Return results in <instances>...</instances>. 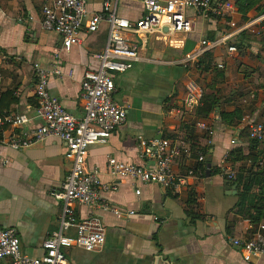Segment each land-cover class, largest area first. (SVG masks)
I'll list each match as a JSON object with an SVG mask.
<instances>
[{
    "label": "crops",
    "instance_id": "0c3cea01",
    "mask_svg": "<svg viewBox=\"0 0 264 264\" xmlns=\"http://www.w3.org/2000/svg\"><path fill=\"white\" fill-rule=\"evenodd\" d=\"M105 1L88 0L89 11L99 12ZM115 11L131 21L144 15L142 0L117 1ZM257 14L249 12L248 19ZM186 16L193 27L188 33L175 35L183 40L180 48L168 46L154 34L142 38L127 35L131 42L137 43L141 60L131 69L117 74L115 79L114 98L126 106V121L107 142L89 147L86 167L97 169L103 183L116 185V189L102 194L109 203L132 210L134 214L117 217L110 211L77 206L80 217L90 214L101 217L107 227V236L104 246L95 251L67 249L72 264H245L242 250L231 239L248 236L252 223L234 211L237 192L233 194V190L225 188L226 184H232L220 173L212 174L211 171L220 168L223 156L235 147H241L247 154L248 143L239 137L240 124L224 125L216 112L206 118L188 117L184 112L187 81L194 77L206 86L211 75L205 77L197 69L187 71L162 62L177 59L193 50L200 39L211 35L216 39L229 28L224 20L198 15L194 9H187ZM233 19L237 22L248 20L239 13ZM40 20L41 0H0V95L14 88L18 100L8 110L25 113L29 118L23 127L6 126L0 132V223L16 229L22 251L32 256L43 253L44 239L58 228L61 205L53 192L65 181L72 162L66 156L65 142L58 138L37 141L21 149L9 147V139L30 133L43 122L33 90L35 65L49 72L51 95L73 115L84 114L81 79L85 70L98 66L96 55L103 51L108 37V24L103 22L96 32L83 30L81 42L65 49L59 35L43 30ZM247 34L251 38L234 54L227 55L224 50L211 53L215 63L225 64L221 94L245 91L240 101L254 108L245 115L262 121L264 42L258 34ZM228 84L234 87L226 92ZM233 104L231 100L223 105L231 110ZM195 120L213 123L210 149L208 138L200 137L198 147L207 148L208 152L191 150L189 157L174 160L173 169L183 173L195 166L197 158L203 155L206 172H209L202 177H188L181 194L155 183L119 179L107 169L110 157L153 167L154 160L143 151L140 140L184 135L191 124L194 126ZM232 139L236 140V145L231 144ZM207 163L211 164L210 170ZM226 164L234 170L238 166V162L226 161ZM191 193L202 217L190 224L186 209ZM0 264H11V261L0 259ZM250 264H264V254L254 256Z\"/></svg>",
    "mask_w": 264,
    "mask_h": 264
},
{
    "label": "built area",
    "instance_id": "2783aa9c",
    "mask_svg": "<svg viewBox=\"0 0 264 264\" xmlns=\"http://www.w3.org/2000/svg\"><path fill=\"white\" fill-rule=\"evenodd\" d=\"M113 1V3L111 2ZM117 1L106 0L99 12H90L88 0H41L40 25L43 30L55 32L62 40V46L70 49L81 42L82 31L96 32L103 22L108 24V37L103 51L96 55L98 66L85 70L81 79V98L84 114L75 116L66 110L59 100L51 95L48 88L49 72L35 65L36 82L34 96L42 124L30 133L14 136L8 146L21 149L51 137L58 138L66 144V156L72 165L61 187L53 192L54 198L61 205L58 228L43 241V253L32 256L24 253L18 233L13 227L0 223V259H9L11 264H72L66 254L70 248L95 251L106 242L107 227L96 214L80 217L76 207L90 206L97 210L110 211L117 217L133 215L134 211L109 203L103 192L116 189L100 180L97 169H87L86 160L89 147L108 141L109 137L126 121V106L114 98L117 74L133 67L141 60L136 42H131L127 35L137 37L156 35L168 46L180 48L182 39L177 33L192 30L191 21L186 16L187 9H194L198 15L219 18L226 22L228 30L216 39L202 38L196 42L193 50L180 55L177 59L162 61L178 65L189 71L197 68V62L206 52L224 50L227 55L237 51L236 39L243 33L259 34L264 23V12L258 13L243 22L234 20L238 13L235 0H142L144 15L135 21L120 17L115 11ZM153 61V60H151ZM157 62V61H153ZM217 67L224 69L225 64L217 62ZM203 97V85L190 78L185 85L184 112L194 117ZM29 122L25 113H9L0 116V132L4 127L20 128ZM196 131L208 136L209 147L214 135V125L204 120H195ZM249 133L251 139L264 138V125L261 120L244 115L240 129ZM231 144L236 145L232 139ZM145 153L154 160L153 167L125 162L110 157L107 169L117 178H132L140 183H155L163 188L172 189L181 194L187 184V178L195 176L190 167L183 173L173 169L175 159L190 156L189 142L183 135L173 137L161 136L152 140H140ZM227 153L220 165V174L227 180L235 178V170L226 164ZM203 155L197 161H204ZM140 193V189H136ZM231 242L240 247L245 264H250L256 255L264 254V220H261L251 233L244 238H233Z\"/></svg>",
    "mask_w": 264,
    "mask_h": 264
},
{
    "label": "trees",
    "instance_id": "16d2710c",
    "mask_svg": "<svg viewBox=\"0 0 264 264\" xmlns=\"http://www.w3.org/2000/svg\"><path fill=\"white\" fill-rule=\"evenodd\" d=\"M235 3L238 13L243 19H248V14L251 11L264 12V0H235ZM258 35L264 42V23ZM250 38V35L247 33L241 34L235 41L237 49L245 46L247 40ZM209 39H215V37L211 35ZM196 69L200 73L205 74V77L211 75V80L210 83L208 82L206 86H203L202 101L194 112L195 117L206 118L211 112H216L224 125L237 126L240 124L242 117L248 114L246 112L254 111L252 105L248 103L243 104L240 101L246 95L245 91L239 90L234 94L230 92L227 95L221 94L222 88L220 84L225 81V70L217 67L212 53H204L197 62ZM245 72L247 75L249 74V70ZM261 87L264 89V85H261ZM14 91V88H10L1 93L0 116L9 114V106L17 102L18 99ZM231 100L234 101V104L233 109L229 110L223 104ZM262 123L264 125V117ZM183 136L189 142L192 152L197 153L201 151L203 154L208 152L207 148H200L197 143L200 137L206 139L208 136L205 133L198 135L193 124L189 126V129L186 130ZM165 137L173 136L165 135ZM239 137L248 143V153H243L241 147H235L227 153L226 160L233 164L238 162V166L235 167L234 179H224L232 185H237V201L234 205V211L241 217L248 219L252 223V226L255 227L261 220H264V138L262 140L251 139L246 128L241 130ZM193 168L195 175L198 177L204 176L206 173V160L197 161ZM220 171V168L216 167L211 172L212 174H217ZM193 196V193L189 195L187 200L188 207L186 209V215L189 218L190 224L202 217L199 206L196 204Z\"/></svg>",
    "mask_w": 264,
    "mask_h": 264
},
{
    "label": "water",
    "instance_id": "95a60500",
    "mask_svg": "<svg viewBox=\"0 0 264 264\" xmlns=\"http://www.w3.org/2000/svg\"><path fill=\"white\" fill-rule=\"evenodd\" d=\"M210 166H211V164L210 163H207V168L210 170ZM209 171L207 170V172L206 173H208ZM225 188L227 189V190H233V194H236V192H237V190H236V188H237V185L236 184H234V185H232V186H229V185H225Z\"/></svg>",
    "mask_w": 264,
    "mask_h": 264
},
{
    "label": "rangeland",
    "instance_id": "374dc122",
    "mask_svg": "<svg viewBox=\"0 0 264 264\" xmlns=\"http://www.w3.org/2000/svg\"><path fill=\"white\" fill-rule=\"evenodd\" d=\"M233 87H234V85H229V84H228V85L226 86V89H227L226 92L230 91Z\"/></svg>",
    "mask_w": 264,
    "mask_h": 264
}]
</instances>
